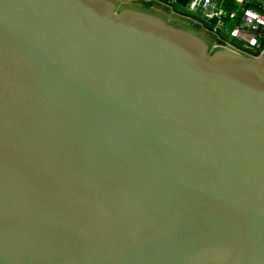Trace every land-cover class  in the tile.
I'll return each instance as SVG.
<instances>
[{"label": "water", "instance_id": "obj_1", "mask_svg": "<svg viewBox=\"0 0 264 264\" xmlns=\"http://www.w3.org/2000/svg\"><path fill=\"white\" fill-rule=\"evenodd\" d=\"M0 264H264V54L0 0Z\"/></svg>", "mask_w": 264, "mask_h": 264}, {"label": "built area", "instance_id": "obj_2", "mask_svg": "<svg viewBox=\"0 0 264 264\" xmlns=\"http://www.w3.org/2000/svg\"><path fill=\"white\" fill-rule=\"evenodd\" d=\"M157 1L178 5V0ZM176 14L208 34L215 48L254 59L264 54V0H190Z\"/></svg>", "mask_w": 264, "mask_h": 264}, {"label": "crops", "instance_id": "obj_3", "mask_svg": "<svg viewBox=\"0 0 264 264\" xmlns=\"http://www.w3.org/2000/svg\"><path fill=\"white\" fill-rule=\"evenodd\" d=\"M123 7L134 8L138 10H143L147 12L154 13L163 18H166L170 21H174L176 19H182L179 17L176 12H181L186 6L189 4L190 0H178V5L170 8L157 0H119ZM124 1V2H123Z\"/></svg>", "mask_w": 264, "mask_h": 264}, {"label": "rangeland", "instance_id": "obj_4", "mask_svg": "<svg viewBox=\"0 0 264 264\" xmlns=\"http://www.w3.org/2000/svg\"><path fill=\"white\" fill-rule=\"evenodd\" d=\"M174 22L175 23H178V24H180V25H182L184 27H186L189 30L196 31V32L200 33L201 36H203L206 39L212 41L211 37L208 34H206L205 32H203L202 30H200L199 28H197L196 26H194L192 23H190L187 20H185V19L184 20H182V19H176V20H174Z\"/></svg>", "mask_w": 264, "mask_h": 264}]
</instances>
